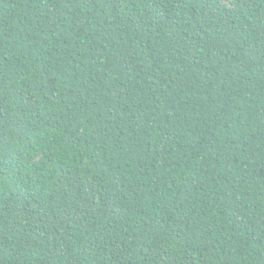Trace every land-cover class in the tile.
Returning a JSON list of instances; mask_svg holds the SVG:
<instances>
[{
  "label": "trees",
  "instance_id": "16d2710c",
  "mask_svg": "<svg viewBox=\"0 0 264 264\" xmlns=\"http://www.w3.org/2000/svg\"><path fill=\"white\" fill-rule=\"evenodd\" d=\"M0 264H264V0H0Z\"/></svg>",
  "mask_w": 264,
  "mask_h": 264
}]
</instances>
